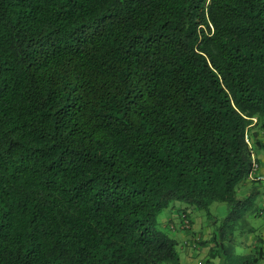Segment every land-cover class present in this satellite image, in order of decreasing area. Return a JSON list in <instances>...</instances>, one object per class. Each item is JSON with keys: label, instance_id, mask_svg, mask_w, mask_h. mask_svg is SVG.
Instances as JSON below:
<instances>
[{"label": "trees", "instance_id": "obj_1", "mask_svg": "<svg viewBox=\"0 0 264 264\" xmlns=\"http://www.w3.org/2000/svg\"><path fill=\"white\" fill-rule=\"evenodd\" d=\"M263 129L264 0H0V264H181L175 202L260 264L227 236Z\"/></svg>", "mask_w": 264, "mask_h": 264}, {"label": "rangeland", "instance_id": "obj_2", "mask_svg": "<svg viewBox=\"0 0 264 264\" xmlns=\"http://www.w3.org/2000/svg\"><path fill=\"white\" fill-rule=\"evenodd\" d=\"M240 192H244V190H239ZM186 204L184 202H175L174 206L167 212L163 213L159 217V221L161 223L162 218L165 216V214L170 213L171 211L178 212V209L184 208ZM253 208L245 215V218L243 220H240L236 224H234V231L232 230L227 238L228 240L232 239V245L235 249V252L238 254H249L253 252L255 246V241L257 239L258 234L255 233H248L247 230L249 229V226H251L252 229H257L258 227L254 225V221L252 222V219H254L255 215L253 214ZM210 212L217 217V222H215L212 227L217 226L219 222L227 215L228 210L223 203L219 202H213L210 205ZM189 218L192 222V234L194 238H198L196 243V247L193 248L196 251H199L196 253V257L198 259L197 264H207L205 263L207 259L208 254V247L209 245H202L200 242H203L204 240H208L210 238L211 234V227L207 225V223H211L210 218L206 216V213L203 210H197L193 207H190V210L188 211ZM253 214V215H252ZM257 222V221H256ZM162 226V225H161ZM242 229L245 230L242 232ZM179 231L184 230H174L170 231L169 233L172 237L175 238L174 233H177ZM169 232V231H168ZM185 235H189V233L185 232ZM192 242V241H191ZM227 243V242H225Z\"/></svg>", "mask_w": 264, "mask_h": 264}, {"label": "crops", "instance_id": "obj_3", "mask_svg": "<svg viewBox=\"0 0 264 264\" xmlns=\"http://www.w3.org/2000/svg\"><path fill=\"white\" fill-rule=\"evenodd\" d=\"M260 140L264 145V129L260 131ZM253 157L257 160V163L259 164L258 172L257 174L264 178V147L260 149H256L253 151ZM251 185L256 187V200L254 203L253 208V214L255 215L254 219V225L257 226V229H252L251 226H249V229L247 230L248 233H255L258 234L257 238H261L264 240V179L259 180H250L249 178L243 182L240 185V190H246ZM252 214V215H253ZM257 221V222H256ZM162 224L165 226H170L172 224H177L178 222V212L171 211L170 213L165 214V216L162 218ZM175 238L178 240V251L180 254L181 264H197V255L196 253L199 251H196L195 249H190L189 246H186L184 242H189V239H191L192 233L189 235H185L184 231H179L177 233L173 232ZM256 243V241H255ZM263 251H264V245ZM238 254V253H237ZM243 255V254H242ZM212 264V263H209ZM260 264H264V259Z\"/></svg>", "mask_w": 264, "mask_h": 264}, {"label": "built area", "instance_id": "obj_4", "mask_svg": "<svg viewBox=\"0 0 264 264\" xmlns=\"http://www.w3.org/2000/svg\"><path fill=\"white\" fill-rule=\"evenodd\" d=\"M253 121H255V119L253 118ZM244 140L245 142L250 145V141H249V138L248 136L245 134L244 136ZM258 167H259V164L255 161V159L253 158L252 159V171L251 173H249L250 175L248 176V178L250 180H259V179H264L263 177L259 176L257 174L258 172ZM170 230H184L185 232H190L191 231V228H192V223H191V220L190 218L188 217V215L186 213H179L178 215V222L177 224H172L169 226ZM192 239H189V242H184V244H186V246H189L190 249H193L196 247V242L195 241H192Z\"/></svg>", "mask_w": 264, "mask_h": 264}]
</instances>
